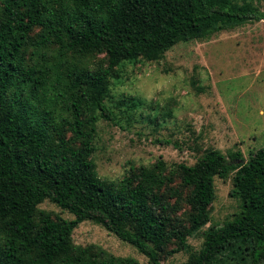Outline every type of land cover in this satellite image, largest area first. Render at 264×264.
Listing matches in <instances>:
<instances>
[{
	"label": "trees",
	"instance_id": "1",
	"mask_svg": "<svg viewBox=\"0 0 264 264\" xmlns=\"http://www.w3.org/2000/svg\"><path fill=\"white\" fill-rule=\"evenodd\" d=\"M262 19L264 10L245 0H0V264H55L67 252L75 226L87 219L134 245L148 264H162L160 252L168 241L183 245L189 233L209 221L214 175L234 170L241 212L224 226L206 230L200 252L180 264L264 262V146L247 160L239 151L228 158L211 149L195 165L178 164L176 173L191 188L193 206L191 226L180 227L170 214V202L157 191L173 181V173L163 178L142 165L119 181L103 180L95 173L89 145L76 146L65 133L67 128L87 130L78 117L83 104L117 121L105 101L109 73L81 67L84 55L105 53L114 67L179 38L204 37ZM35 26L41 30L32 38ZM37 42L42 47L59 44L72 60H58L49 72L29 63L26 51ZM53 71L59 87L70 91L68 102L72 99L74 107L75 120L63 128L51 109L40 105L39 91L46 89ZM45 199L75 218L53 220L39 212ZM38 213L43 214L40 222Z\"/></svg>",
	"mask_w": 264,
	"mask_h": 264
},
{
	"label": "rangeland",
	"instance_id": "2",
	"mask_svg": "<svg viewBox=\"0 0 264 264\" xmlns=\"http://www.w3.org/2000/svg\"><path fill=\"white\" fill-rule=\"evenodd\" d=\"M245 1L264 10V0ZM40 30L35 26L31 37ZM38 45L29 44V63L48 72L58 60H72L70 51L59 44ZM78 63L94 74L109 73L105 101L117 121L104 119L94 106L83 104L78 117L87 130L67 128V138L76 146L89 145L95 173L103 180L119 181L142 165L155 168L163 178L173 173V181L157 191L170 202V214L180 227L191 226L193 206L191 188L183 186L176 173L178 164L195 165L211 149L228 158L239 151L247 160L264 146V19L225 26L204 37L179 38L167 48L123 59L114 67L102 52L84 55ZM55 74L39 91L40 105L50 108L54 122L63 128L75 120V113L72 99L68 102L70 91L59 87ZM236 173L214 175L209 221L189 233L183 245L177 239L168 241L160 252L162 264L188 261L202 249L206 230L224 226L241 212L242 200L234 189ZM38 211L53 220L75 218L50 199L41 202ZM42 217L38 213L37 221ZM24 257L29 259V253ZM86 260L149 263L134 245L89 219L75 226L67 252L55 264Z\"/></svg>",
	"mask_w": 264,
	"mask_h": 264
}]
</instances>
